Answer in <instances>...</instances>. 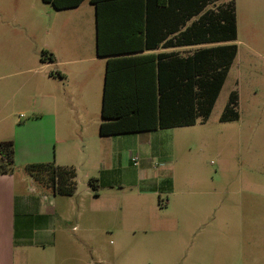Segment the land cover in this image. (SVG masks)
I'll list each match as a JSON object with an SVG mask.
<instances>
[{
  "label": "rangeland",
  "instance_id": "1",
  "mask_svg": "<svg viewBox=\"0 0 264 264\" xmlns=\"http://www.w3.org/2000/svg\"><path fill=\"white\" fill-rule=\"evenodd\" d=\"M230 1L239 52L210 117L167 133L166 164L131 167L128 154L121 165L109 147L97 148L87 115L67 110L62 14L41 0H0V71L22 61L25 94L46 113L25 110L17 118L22 127L0 122V143L13 142L17 152L13 173L27 193L41 189L26 170L32 163L76 172L73 196L47 194L54 245H20L18 258L26 264H264V0L222 3ZM51 56L54 62H41ZM232 94L239 120L222 123ZM54 97L53 118L46 105ZM110 175L174 180V192L163 209L158 196L119 202L111 197L118 190L94 189L93 179Z\"/></svg>",
  "mask_w": 264,
  "mask_h": 264
},
{
  "label": "crops",
  "instance_id": "2",
  "mask_svg": "<svg viewBox=\"0 0 264 264\" xmlns=\"http://www.w3.org/2000/svg\"><path fill=\"white\" fill-rule=\"evenodd\" d=\"M41 1L55 11L56 8L62 9L57 12L61 13L64 19L65 51L68 58L66 64L70 66L65 74L67 110L81 117L82 114L87 115L89 124L94 126L97 148L109 147L114 154L115 163L121 165L124 154H128L127 162L131 167H136L137 162L141 161L155 160L162 165L169 162L167 133H172L174 129L100 136L108 61L120 60L113 66L117 74L115 87L153 90L160 57L175 56L184 59L201 49L231 45L233 42L195 46L175 44L179 33L169 35L167 30H184L185 28L181 27L183 16L179 15L178 10L169 8V4L162 0ZM155 44H158V47L152 49ZM99 48L101 56L98 54ZM24 73L22 61L17 59H13L11 65L3 67L0 71V122L15 121L17 126L22 127L23 124H19L17 118L25 110L35 116L46 115L36 108L37 98L26 96ZM46 106L47 115L54 118L55 97L52 103L48 102ZM17 160L16 152L15 163ZM40 163L51 162L32 164ZM13 172L0 174V264L28 263L23 255L21 258L17 256L20 245H36L45 250L48 245L55 243L49 236L53 215L47 206V194L53 193L40 185V190L27 189L26 193V188H23L24 180H17ZM115 178L111 175L100 177L99 188L118 190L121 194L111 197L119 202L123 197L144 200L158 196L159 207L163 209L170 203L169 199L165 201L164 197L168 198L174 192V180ZM49 203L51 204L50 201Z\"/></svg>",
  "mask_w": 264,
  "mask_h": 264
},
{
  "label": "trees",
  "instance_id": "3",
  "mask_svg": "<svg viewBox=\"0 0 264 264\" xmlns=\"http://www.w3.org/2000/svg\"><path fill=\"white\" fill-rule=\"evenodd\" d=\"M162 1L183 16L181 27H184V30H167L169 35L179 33L175 44L214 45L237 40L234 2ZM152 47L154 49L158 44ZM98 54H102L100 48ZM237 54L238 47L233 43L201 49L184 59L175 56L160 57L153 90L115 87L117 74L113 66L120 60H109L106 67L100 136L188 128L195 126L199 121L205 123L213 111ZM48 60L55 61L51 56L48 59L42 58L41 62L46 63ZM235 100L236 95L232 94L220 122L239 120V115L232 109ZM0 155V174L12 173L15 168L14 143L1 142ZM26 170L38 185L54 195L73 196L76 192V172L71 168L56 166L53 163H40L28 165ZM92 183L97 191L100 187L99 179H93Z\"/></svg>",
  "mask_w": 264,
  "mask_h": 264
}]
</instances>
